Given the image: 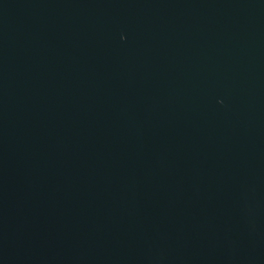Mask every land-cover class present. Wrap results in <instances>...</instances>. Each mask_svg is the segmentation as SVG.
Masks as SVG:
<instances>
[{"label": "water", "instance_id": "water-1", "mask_svg": "<svg viewBox=\"0 0 264 264\" xmlns=\"http://www.w3.org/2000/svg\"><path fill=\"white\" fill-rule=\"evenodd\" d=\"M0 264H264V0H0Z\"/></svg>", "mask_w": 264, "mask_h": 264}]
</instances>
